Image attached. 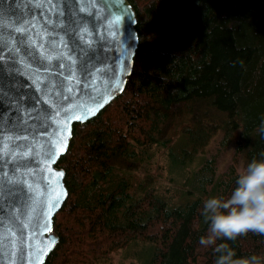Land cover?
I'll return each instance as SVG.
<instances>
[{"label": "trees", "instance_id": "16d2710c", "mask_svg": "<svg viewBox=\"0 0 264 264\" xmlns=\"http://www.w3.org/2000/svg\"><path fill=\"white\" fill-rule=\"evenodd\" d=\"M129 1L139 35L132 74L96 116L74 124L57 162L68 188L53 221L59 241L45 264H95L141 243L151 246L144 264H215L219 254L199 245L203 202L227 197L240 173L217 182L208 160L197 173L199 194L190 196L193 189L170 194L134 172L153 145L164 148L171 170L190 165L219 131H239L247 164L261 159L264 0ZM225 242L235 258L264 256V235L217 243Z\"/></svg>", "mask_w": 264, "mask_h": 264}, {"label": "water", "instance_id": "95a60500", "mask_svg": "<svg viewBox=\"0 0 264 264\" xmlns=\"http://www.w3.org/2000/svg\"><path fill=\"white\" fill-rule=\"evenodd\" d=\"M107 6V7H106ZM115 6V7H114ZM120 12L116 11V8ZM47 8V5H45ZM63 15L59 16L55 12H48L47 15L53 20V24L48 25L50 31L59 38L63 37L69 42L70 48H75L73 55L77 58L76 70L82 77L85 72L91 77H95L94 84L100 89L93 92L88 89L89 95H95V101L89 100L82 92L77 93L76 103H83L86 107H75L71 110L73 114L81 115V120H72L69 129L70 135L67 138V147L59 156H53L48 160L47 153L51 149L47 144L43 149L39 145L44 143L49 137L42 135L45 131L52 132L49 112L56 110L59 105L61 109L60 117L66 115L62 109L74 101L64 100L61 95L55 92H62L64 85L63 76L48 74L44 72V61L40 59V54L26 43H17L19 52L13 53L15 67H9L7 55L3 61L5 68L0 72V99L4 106L8 107V112L4 115L3 136H21L28 139L15 140L11 147L16 151L23 152L28 147H34L33 157L26 159L16 156L14 159L5 157L0 161V207L4 209V214L0 215V261L2 264H39L37 252L38 248L51 245L47 253L43 255L42 264L49 253L59 241V235L54 230L51 232L33 236V229L39 223L43 226L48 219L45 215L48 206L52 201V189L56 186L48 185L44 177L52 179L54 173L62 172V177H56V183L60 186L61 198L59 207L53 208L50 217L51 229L53 228L54 216L62 207L68 196V188L65 182L66 171L57 166V162L64 155L70 145L73 136V127L77 122H85L96 116L109 102L120 95L132 74L134 59L139 44L137 31L138 14L129 0H63L60 5ZM95 12V15H91ZM107 12L115 15L123 13L125 20L121 21L120 34L113 38L109 35L110 29L104 16ZM39 16L34 0H0V40L8 42L16 36L14 29L22 26L24 22ZM41 22H43L41 18ZM87 32L81 39V31ZM9 32L12 35H9ZM65 32L68 35H65ZM7 51V50H6ZM71 64L70 61H63ZM56 62H54L55 65ZM39 69V72L37 71ZM100 70L99 73L97 70ZM68 73V68L59 69L55 66L52 73ZM38 74L48 75L50 81L55 83V91L51 94L36 89L35 81ZM48 101L45 103V101ZM102 104V107H96ZM0 105V111H3ZM87 107L96 108L94 115H89ZM15 113V115H13ZM9 115L12 116L9 122ZM22 118V119H21ZM7 141H0V147ZM36 152L40 155L36 156ZM41 163H36V160ZM51 169L49 171L48 169ZM31 170V171H30ZM4 172L8 173L4 176ZM14 182H9V180ZM37 187L41 193L36 195ZM66 193V195H65ZM23 225L28 227L23 228ZM16 233L13 236L11 233ZM55 241V243H52Z\"/></svg>", "mask_w": 264, "mask_h": 264}, {"label": "snow or ice", "instance_id": "6c2138e0", "mask_svg": "<svg viewBox=\"0 0 264 264\" xmlns=\"http://www.w3.org/2000/svg\"><path fill=\"white\" fill-rule=\"evenodd\" d=\"M63 0H34V3L39 9V16H33L32 19L24 22L22 26H18L14 29L16 36L11 41V44L8 42H4L0 40V72L4 71L5 65L3 61L5 60V56L7 55L10 63L9 67H15V60L13 59V53L19 52L20 49L16 47L17 43H26L29 47H32L35 51H38L40 54V59L44 61V72L48 74H54L58 76H63V81L61 83L64 85L62 92H55L56 95H61L64 100L74 101L73 103H69L67 107H64L62 111L66 114L63 119H57L61 115L60 106H56V110L53 112H49V118L51 120L52 132L45 131L42 133L44 136H48L49 138L42 144L39 145L40 149L45 147V144L49 146L51 149L50 153L46 154L48 160H52L53 156H59L63 153L67 147V138L70 135L69 125L72 120H81V115H76L71 112V110L77 106L86 107L83 103H76L77 93H83L85 96H88L89 100L95 101V95H89L88 89L92 88L93 92H99L100 89L97 88L94 84L95 77H91L89 73L85 72L83 74V83L82 77L77 73L76 70V60L77 58L73 55L75 52V48L69 47V42L66 41L63 37L57 38L53 31H50L48 25L53 24V20L49 18L47 15L48 12H55L57 15L62 16L63 13L60 11V5ZM75 3L76 0H73ZM100 0H96V3H99ZM47 5V8H45ZM107 7V6H106ZM115 7V6H114ZM117 12H120V9L116 8ZM91 15H95L93 12ZM41 18L43 22H41ZM127 18L121 12L120 15H115L112 12H107L104 16V19L107 21V26L110 29L109 35L113 38L115 42V37L120 34V25L121 21ZM87 32L86 29L81 31V39H83L84 34ZM11 36L12 33L9 32ZM65 35H68L65 32ZM7 50V51H6ZM68 60L71 64H67L63 61ZM54 62L55 65H54ZM53 66L59 69L68 68V73L65 75L63 72L52 73ZM39 72V69L37 70ZM99 69L97 72L99 73ZM36 89L38 91H45L49 94L55 91V83L50 81L48 75L38 74L35 81ZM48 101L46 100L45 103ZM0 105H2L3 111H0V141H7L4 143L2 147H0V161H3L5 157L14 159L16 156H22L26 159H30L33 157V153L35 151L34 147H28L23 152L16 151L11 147V143L15 140L20 139H28V137L21 136H3V121L4 115L8 112V107L4 106L3 100L0 99ZM102 104H98L96 107H102ZM87 111L89 115H94L96 108L87 107ZM15 115V113H13ZM22 119V118H21ZM12 116L9 115V122H11ZM40 153L36 152V156H39ZM36 163H41V160L37 159ZM51 171L50 167L48 169ZM31 171V170H30ZM0 172H3V169L0 168ZM4 176H7L8 173L4 172ZM63 173H54L52 179H48V177H44L48 185L55 184L56 186L52 189V203L48 206L47 212L45 215L48 219L44 222L43 226L39 223L36 224L33 229V236H36L38 233L43 235L44 233L51 232V223L50 217L52 215L53 208L59 207V201L61 198L60 186L56 183V177H62ZM9 182H14L13 180H9ZM41 193L39 192V188L37 187L36 195L39 196ZM66 195V193H65ZM4 214V209L0 207V215ZM2 226V224H0ZM28 227V225H23V228ZM13 236L16 233H11ZM55 243V241H52ZM51 245L46 247L38 248L37 252L39 253L38 260L39 264H42L43 255L47 253L48 249ZM2 264V261H0ZM12 264H15V261H12Z\"/></svg>", "mask_w": 264, "mask_h": 264}, {"label": "clouds", "instance_id": "9594fccd", "mask_svg": "<svg viewBox=\"0 0 264 264\" xmlns=\"http://www.w3.org/2000/svg\"><path fill=\"white\" fill-rule=\"evenodd\" d=\"M258 131L264 139V118ZM260 156L246 165L227 197H210L203 202L201 215L207 231L200 236L199 245L219 254L215 264H264V256L235 258L228 243H217L235 241L249 233L264 235V152Z\"/></svg>", "mask_w": 264, "mask_h": 264}, {"label": "rangeland", "instance_id": "374dc122", "mask_svg": "<svg viewBox=\"0 0 264 264\" xmlns=\"http://www.w3.org/2000/svg\"><path fill=\"white\" fill-rule=\"evenodd\" d=\"M238 136L239 131H236L231 137L225 138L224 131H219L204 150H199L190 165L175 170L169 168L164 148L153 145L148 150L145 148L144 153H140L142 164L134 173L138 179L152 176L160 191L165 190L170 194H175L179 189L184 188L187 191L188 189L194 190L193 193H189L190 196L198 195L199 183L196 182H199L197 181L199 176L197 173L208 160L213 159L214 161L217 182L231 178L233 170L236 173L244 171L247 165L246 154L245 151L238 149ZM188 179L190 181L185 185ZM208 189H210V185ZM182 199L184 198L182 197ZM142 244L113 251L108 259L101 257L96 260L92 258V261L95 264H144L140 257L144 256L145 252L149 253L151 246Z\"/></svg>", "mask_w": 264, "mask_h": 264}]
</instances>
